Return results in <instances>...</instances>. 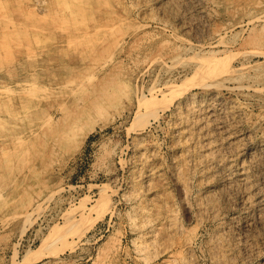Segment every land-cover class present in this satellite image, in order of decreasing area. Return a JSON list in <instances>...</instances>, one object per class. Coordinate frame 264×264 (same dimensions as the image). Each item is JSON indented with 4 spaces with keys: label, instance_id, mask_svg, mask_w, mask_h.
Listing matches in <instances>:
<instances>
[{
    "label": "rangeland",
    "instance_id": "374dc122",
    "mask_svg": "<svg viewBox=\"0 0 264 264\" xmlns=\"http://www.w3.org/2000/svg\"><path fill=\"white\" fill-rule=\"evenodd\" d=\"M189 1L0 0V264H264V229L234 226L256 195L222 196L212 173L264 130V0ZM196 53L254 83L219 85L243 113L212 143L208 92L180 93L206 78Z\"/></svg>",
    "mask_w": 264,
    "mask_h": 264
},
{
    "label": "bare ground",
    "instance_id": "6f19581e",
    "mask_svg": "<svg viewBox=\"0 0 264 264\" xmlns=\"http://www.w3.org/2000/svg\"><path fill=\"white\" fill-rule=\"evenodd\" d=\"M188 1L189 0H186V2H188ZM191 4H192V1H191ZM222 40H223V37L220 38L219 40H217L216 42L220 43V42H222ZM258 40H259L258 36L257 37L255 36V37H253L250 40L249 43H254V42L258 41ZM195 47L197 49H200L201 51L203 50L202 45L199 44V43L195 44ZM193 56L196 57V58H194L195 59L194 60L195 67H194L193 71H195V74H205L206 78H205V80L203 82H200L198 80V82H195V83H193L191 85L189 84L190 86H188V87L186 86L182 91H180V93L191 104V103H195V100H196V98H195L196 97V95H195L196 93L193 91V89L195 87L204 88L206 90V92H208V94H206V95H209V99H212V101L209 102V105H208V107H207L205 112L201 109L203 107L198 108V109L203 111L202 112L203 115H200V117H201L200 119H202L203 122L205 123L204 125L206 127V135L210 139L209 142H207V143H212V142L217 140L215 138L216 135L221 134L223 132L225 126H227L229 123H232V122L233 123L234 122L235 123L239 122L240 121V119H239L240 116L238 115V113L239 114L243 113V112H241V111H243V108H240V104L238 102L237 103L234 102V104L232 106L233 107V111L231 112V114H229L230 111L228 112L225 109V106H224L225 103L223 104V102L221 100L222 99L221 98V93L218 90L219 85L221 84V85H223L225 87L227 86L226 88H229V87L235 88V87H243L244 85L247 86V87H251V86H254V83L252 84L250 82H247V83H241L240 82V83H237V84H233L229 80V79H233V78H228V80H225L227 78L217 77V76H220V75H224L225 73L227 74V73L231 72L232 67H230L231 65H229V61L228 60H220V59L218 60V58H214V57L210 58V57H208L207 59H209V60L206 61V62H203V61L200 60V57L198 56V53H196ZM214 56H216V54ZM201 80H203V78ZM230 82H231V85H229ZM157 96L158 95L153 92L151 94L150 98L143 97V98L140 99V102L141 103H143L144 101L150 102V100L155 99ZM196 105H197V103H196ZM166 106H167V103L166 104H161L157 108H154V109L152 108L153 110L151 111L149 116L153 115L155 118H157V114H158V110L157 109H159V108L163 109ZM197 107L198 106H196V108ZM194 108H195V106L192 107L191 109L193 110ZM205 108H206V106H205ZM226 108H228V107H226ZM191 109H189V110H191ZM148 111H150V110H148ZM95 124H96V122H95ZM260 125H261L260 123L255 122L252 126H250V128L248 130V131H250L252 133L256 132V133H254V135H256V136H253L250 133H248V134L246 133L244 135L245 142H244L243 146L245 145V148L247 147L246 149H248V146H250V144L252 142H256V147H254L255 148L254 150L251 149L252 151H247L246 150L247 151V153H245L246 157L244 158V160H242V163H240L241 165L239 164V167L237 166L238 167V169H237L238 172L236 171L237 173H235V171L232 170V169L231 170L229 168L226 169V166H222L221 163H220L221 161L220 162L218 161V159H220V158H217L216 155H215L216 156L215 159L213 160V163L211 161V163L213 165L212 166L213 167L212 173L214 172V175H215L213 181H215L216 183H219V184L220 183L224 184V186H222V184H221L223 189H220V194L222 196H225V197H227V196L229 197V196H232V195L233 196H238V195L243 196V195H246V194L250 193L251 190L256 195V199L255 200H251L249 197H246L242 201V203L245 204L246 211L248 213H250L251 211L253 212V217H250V215H246L247 217L246 218L244 217L245 219L243 221H241V222L235 220L236 221V222L234 221L235 222V224H234L235 228H238L240 226V227H242V229H247L248 230L249 228L252 227V225H254V226L262 227L264 229V214L261 213L262 211H264L263 210L264 209V178H263L264 177V130L262 128V130H260V134H258V129L260 128ZM255 137H257V138H255ZM221 138H222V136H221ZM224 139L225 140H224L223 146L225 145L224 147L226 149L225 157H224V160H225V159H229L232 156V152L235 150L236 143H235V141L232 138L228 137V139H227V136H225ZM222 143H223V141H222ZM217 144H215V146ZM220 149H222V148L220 147ZM219 150L217 149V152ZM213 152H214V150H213ZM220 156H222V155H220ZM225 165H227V164H225ZM209 167H211V166H209ZM258 170H260V176H261L260 178L261 179L263 178L262 179V183H259V184H257L254 181L255 180L254 174ZM208 171H210V170H208ZM209 175H211V177H212L213 174H209ZM37 207H39V206H36V208ZM3 214L5 215L4 212H3ZM16 214H18L19 216L21 215L22 217L26 218L28 216V211H27V209L26 210L24 209V210L15 212L13 214L10 213L11 216L12 215L15 216ZM8 215H9V213H8ZM8 215L6 214V216H4L3 219L6 220L7 218H9ZM2 225H3V223H2ZM238 229H240V228H238ZM244 246H245L244 249H245L246 252H248V253L255 252L253 247H250L247 244H245Z\"/></svg>",
    "mask_w": 264,
    "mask_h": 264
}]
</instances>
